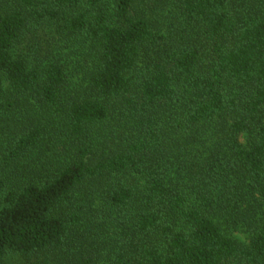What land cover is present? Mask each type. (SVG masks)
Listing matches in <instances>:
<instances>
[{
    "label": "trees",
    "instance_id": "16d2710c",
    "mask_svg": "<svg viewBox=\"0 0 264 264\" xmlns=\"http://www.w3.org/2000/svg\"><path fill=\"white\" fill-rule=\"evenodd\" d=\"M22 113L0 264H264V0H0Z\"/></svg>",
    "mask_w": 264,
    "mask_h": 264
},
{
    "label": "rangeland",
    "instance_id": "374dc122",
    "mask_svg": "<svg viewBox=\"0 0 264 264\" xmlns=\"http://www.w3.org/2000/svg\"><path fill=\"white\" fill-rule=\"evenodd\" d=\"M44 47V46H43ZM50 49V48H49ZM26 50V49H25ZM48 50L43 49L41 54H45ZM27 52V51H26ZM80 73L78 76H82ZM15 116V119H10L7 116H4L0 119V173L2 174L3 180L10 187L18 186L22 183L25 176L28 175L27 169H31V166L42 165L39 163L41 160L42 163L46 161V159H50L51 156L50 151H48V146L50 141L45 140V144L41 149V155H38L37 152L30 157L21 160L20 162L9 161L6 159L7 156V147L12 140L18 137L20 131L28 124L33 122L30 120L32 117L26 116V114ZM43 123H48V117H44V119L40 120ZM23 127V128H22ZM56 159L57 157L54 156ZM54 158V159H55ZM55 159V160H56ZM26 170V171H25ZM232 236L238 239L241 242H247L249 239V234L245 229L238 228L236 230L231 231ZM23 260L20 258H11L7 260L3 264H22Z\"/></svg>",
    "mask_w": 264,
    "mask_h": 264
}]
</instances>
